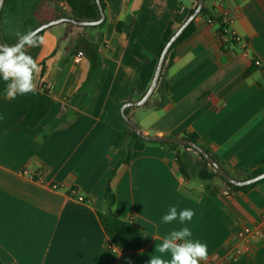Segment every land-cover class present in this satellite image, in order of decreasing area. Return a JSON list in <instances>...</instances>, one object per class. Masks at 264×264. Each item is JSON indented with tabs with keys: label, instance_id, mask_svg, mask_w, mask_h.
<instances>
[{
	"label": "crops",
	"instance_id": "1",
	"mask_svg": "<svg viewBox=\"0 0 264 264\" xmlns=\"http://www.w3.org/2000/svg\"><path fill=\"white\" fill-rule=\"evenodd\" d=\"M101 1L102 28L58 24L27 50L40 67L34 92L7 98L0 79V264H148L150 256L160 255L155 249L163 238L182 227L207 244L201 264H264V182L246 191L214 182L213 192L188 170L181 174L168 147L145 142L129 152L127 164L119 162L134 142L126 138L121 148L113 147L127 129L120 107L150 86L166 26L176 30L197 0ZM39 2L49 19L68 15L62 0ZM204 4L208 15L195 17L193 32L178 44L165 71L166 102L157 107L154 96L147 106L128 108L127 116L148 136L195 135L229 176L242 179L241 171L264 166V71L251 63L264 62V0L223 1L233 30L248 44L246 54L208 22L219 11L214 0ZM96 41L99 69L87 81V52ZM134 46L145 54L144 63ZM78 51L84 56L74 63ZM41 87L49 88L53 101L47 115L34 128L12 130ZM108 181L115 216L146 231L139 250L108 249L98 218L106 210ZM172 206L195 215L184 224H165L162 217ZM243 226H259L261 233L238 240L235 231Z\"/></svg>",
	"mask_w": 264,
	"mask_h": 264
},
{
	"label": "trees",
	"instance_id": "2",
	"mask_svg": "<svg viewBox=\"0 0 264 264\" xmlns=\"http://www.w3.org/2000/svg\"><path fill=\"white\" fill-rule=\"evenodd\" d=\"M41 0H5L3 8L0 14V36L3 44L5 45H13L17 41V37L15 33L17 31L22 33H27L32 31L37 26L46 23L48 21L57 19L59 17L64 16H55L54 18H47L43 14V9L41 8L40 2ZM207 0H204V2ZM68 5V17H71L75 20H82V21H94L99 18V12L94 0H66ZM102 9L104 10V4L100 0ZM197 5V4H196ZM196 7V6H195ZM194 7V9H195ZM192 9L189 14L194 10ZM208 15V11L204 4L202 10L199 13V16L206 17ZM104 23H101L98 26L90 27V28H102ZM68 26H73L67 24ZM122 23H118L116 25V29L120 30ZM194 30L193 21L187 26V28L183 31V33L179 36V38L173 43L168 54L166 55L162 72L156 86V92L152 94L150 97L153 98L154 96L159 95V102L157 103V107L163 105L166 102V83L164 80L165 71L167 67L170 65L171 60L174 57L175 49L179 43H181L185 38H187ZM44 31L38 33V36H42ZM175 32L173 30L171 23H169L161 37V41L159 43L156 57L161 54L165 44L167 43L170 36ZM97 45L98 41L94 42L92 47L87 52V58L89 60V71L87 76V81L92 79L98 69H99V56L97 54ZM133 54L141 60V63L146 61V56L143 54L138 46H134L132 50ZM150 99L144 104L147 106L149 104ZM53 101L50 97V92L46 87H41L40 93L33 98L27 109L20 115V117L13 123L11 126L12 130L17 131L24 127L27 128H34L37 126L41 120L47 115L50 110ZM128 109H126L125 113L128 115ZM63 119H58L57 121L53 122V128L62 122ZM126 138L131 139L133 141V146L129 150H124L123 158L120 160L119 164H127L129 158V152L132 151H140L145 142L141 140L135 133L131 131L127 127V129L123 132H120L116 137L113 147L114 148H121L123 146V142ZM184 139H188L193 143H197V137L195 135H187ZM162 146L168 147L175 151V161L178 165L179 172L183 174L185 177L187 166L184 163L183 153L179 152L177 149L181 147L184 151L188 150L189 148L186 146H179L176 144H169V143H159ZM191 150V149H189ZM193 151V150H191ZM199 158L198 168L196 169L193 177L196 181L204 183L205 187L213 192H216V188H214V182L220 181L223 184V187L229 191H246L253 186L257 185L258 183L264 182L261 180L253 185L247 187H235L231 184L227 183L216 171L213 170L211 166L205 161V159L197 154ZM213 158V157H212ZM214 159V158H213ZM215 160V159H214ZM264 172V166L258 168L255 171L248 172V171H241L240 175L242 179L254 177L260 173ZM105 201H106V210L104 213H98V218L100 224L103 228L105 235L111 242V245L114 246L118 250H126V251H136L139 250L143 244V241L146 236V231L140 225L129 221L120 220L115 216L112 212V206L115 202V196L112 192L109 181L105 187Z\"/></svg>",
	"mask_w": 264,
	"mask_h": 264
},
{
	"label": "clouds",
	"instance_id": "3",
	"mask_svg": "<svg viewBox=\"0 0 264 264\" xmlns=\"http://www.w3.org/2000/svg\"><path fill=\"white\" fill-rule=\"evenodd\" d=\"M17 41L13 45H0V79L6 84V96L15 99L16 96L34 92L36 89L35 74L40 71L37 61L28 53L29 48L43 43V37L29 31L15 33ZM195 213L192 209L177 210L169 208L162 217L165 224L179 220L181 224L191 221ZM192 231L188 227L173 230L166 235L155 251L160 255L150 256L148 264H201L208 257L207 244L193 240ZM165 255L170 258L166 259Z\"/></svg>",
	"mask_w": 264,
	"mask_h": 264
},
{
	"label": "water",
	"instance_id": "4",
	"mask_svg": "<svg viewBox=\"0 0 264 264\" xmlns=\"http://www.w3.org/2000/svg\"><path fill=\"white\" fill-rule=\"evenodd\" d=\"M5 0H0V14L1 10L3 8ZM95 4L97 6L98 12H99V18L94 21H82V20H75L71 17L64 16L59 17L57 19L48 21L46 23H43L36 28L32 30V32L38 34L42 31H45L46 29L58 25V24H70L77 27H95L100 25L105 20V15L100 3V0H94ZM204 6V0H197V5L195 9L187 16L185 21L175 30V32L170 36L167 43L165 44L163 50L161 51L160 56L157 59V65L154 71V75L151 81L150 86L148 87L147 91L143 94V96L135 101H129L124 103L119 110V115L122 121L127 125L129 129L133 133L137 135L141 140L144 142H150V143H169V144H176L179 146H186L189 149L193 150L197 154L201 155L205 161L208 163L209 166L213 168L214 171H216L227 183L231 184L235 187H247L250 185H253L261 180H264V172L251 177V178H245V179H234L231 176H229L220 166L219 164L199 145L196 143H193L189 141L188 139H178V138H169V137H157V136H148L141 132L139 127L126 115L125 111L126 109L130 107H140L143 106L152 96L153 92L156 89V86L158 84L163 64L166 58V55L168 54V51L170 50L173 43L179 38V36L183 33V31L187 28V26L197 17L202 10ZM0 45H4L1 36H0Z\"/></svg>",
	"mask_w": 264,
	"mask_h": 264
},
{
	"label": "built area",
	"instance_id": "5",
	"mask_svg": "<svg viewBox=\"0 0 264 264\" xmlns=\"http://www.w3.org/2000/svg\"><path fill=\"white\" fill-rule=\"evenodd\" d=\"M223 1L224 0H214L216 6L218 7L219 11L218 14L215 18L208 19V22H215L217 24V32L220 36L227 38L231 43H235L239 45L240 50L242 53L246 54L248 52V44L247 42L239 36L232 28V17L230 12L223 6ZM61 7L63 10L68 11V5L66 3V0H62L61 2ZM83 52L78 51L74 56H73V62L78 63L82 58H83ZM252 66L256 69H259L261 71H264V62H262L259 59L252 58L251 60ZM48 90L49 88L46 87ZM23 175H28V172L23 170L21 172ZM30 179H34L38 182H42V179L40 176H33L29 175ZM51 188L56 189V185H52ZM71 195H75V191L71 190ZM76 199L80 202H85V199L81 196H77ZM260 226L264 227V213L261 214L260 216ZM261 233V228L259 226L256 227H251V226H243L235 231V236L238 240H246L247 238H256L260 235ZM108 249L110 251H116L114 246L111 244L108 246ZM241 251L236 250L235 253L239 254Z\"/></svg>",
	"mask_w": 264,
	"mask_h": 264
},
{
	"label": "rangeland",
	"instance_id": "6",
	"mask_svg": "<svg viewBox=\"0 0 264 264\" xmlns=\"http://www.w3.org/2000/svg\"><path fill=\"white\" fill-rule=\"evenodd\" d=\"M133 119V122L135 123L136 120ZM179 149L182 151L183 153V158H184V163L186 164V168L189 171L190 174H194L193 172L196 171V169L198 168V163H199V158L197 156V153L191 150H186L184 151L181 147H179ZM216 183L222 185V183L220 181H215Z\"/></svg>",
	"mask_w": 264,
	"mask_h": 264
}]
</instances>
